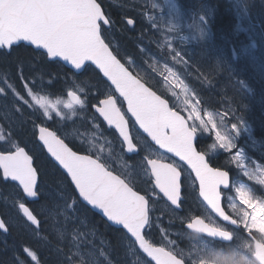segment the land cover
<instances>
[{"label":"snow or ice","instance_id":"snow-or-ice-1","mask_svg":"<svg viewBox=\"0 0 264 264\" xmlns=\"http://www.w3.org/2000/svg\"><path fill=\"white\" fill-rule=\"evenodd\" d=\"M102 5L103 0H0V50L10 55L16 47L32 49L29 60L18 61L16 77L21 89L7 80L0 86L2 106L10 109L5 123L0 124V178L15 182L18 191L14 203L30 231L39 236L44 231L42 225L49 227L56 243L55 264H88L81 250L90 249L94 241L82 231L86 227L82 209L98 210L110 226H118L116 231L132 245L133 254L142 252L149 258L144 264H205L203 256L197 254L212 252L210 242L185 251L176 240L157 245L150 238L158 219L152 214L155 201L165 199L176 213L183 210L191 195L189 189H193L200 203L219 220L206 223L199 215L177 216L186 229L225 242L223 249L232 250L233 256L247 254L249 264H264V194L244 185L233 187L232 173L226 167L214 166V158L200 148V133H209L214 134L219 147L232 152L234 143L220 128V117L225 120L229 113L205 114L207 101L198 98L199 93L179 73L165 66L172 78V95H177L174 89L179 87L184 97L183 109L170 106L169 99L135 71L130 54L123 55L113 46L117 23L127 30L135 27L137 20L125 15L117 21ZM139 15L143 17V11ZM147 19L158 33L160 26L154 15ZM171 58L185 70L195 68L173 48ZM25 65L29 73H25ZM49 65L59 67L45 82L37 73ZM60 70L67 99L41 94L53 87L54 81L61 82ZM90 70L100 76L96 84L80 79ZM195 71L196 81L211 82L198 68ZM78 110L90 113L95 129L106 125L114 130L119 155L113 147L105 154L102 146L91 141L84 146L78 130H70L75 120L55 130L49 126L54 118L65 121L77 117ZM130 119L138 129L137 136L131 132ZM239 123L231 124L237 134ZM21 132L35 137L62 170L54 188L46 190L38 158L26 145L21 146L17 136ZM232 158L244 167L240 151ZM117 161L119 170L114 166ZM244 176L264 190V169L245 171ZM27 200L40 202L39 210H32ZM0 231H10L5 216H0ZM73 248L77 251H71ZM20 251L40 264L31 246L22 245ZM16 261L27 264L19 254Z\"/></svg>","mask_w":264,"mask_h":264},{"label":"trees","instance_id":"trees-1","mask_svg":"<svg viewBox=\"0 0 264 264\" xmlns=\"http://www.w3.org/2000/svg\"><path fill=\"white\" fill-rule=\"evenodd\" d=\"M119 1L120 5L105 1L103 3L113 19L120 21L126 15L135 18L137 25L134 28L128 26L127 30H123L121 25L117 23L114 38L120 45L119 50L122 54L137 56L139 54L138 43H143L149 47L150 33L153 34V32L150 25L144 24L136 16L134 3L130 0ZM196 1L203 8L202 13L206 14L211 22L213 39L198 47L196 46L197 50L192 54L195 63L193 70L194 75H197L195 69L198 68L199 74L207 76L211 82L201 84L195 79H192V82H194L201 98L207 101L204 103L207 107L227 111L231 122H242L239 123L242 127L245 126L244 122H248L252 131L251 135L245 133L244 144L253 154L259 155L264 162V82L253 74L248 61L235 60L232 53L233 47L239 48L242 41H249L246 33L243 32L237 36L235 32V26L240 23L238 11L242 8L236 0ZM243 4L251 17L264 28L263 0H243ZM256 26L259 29L257 24ZM142 32L143 35H141ZM260 47L258 52L264 60V46L260 45ZM31 56L32 49L27 46L16 47L10 55L5 51H0V76L20 90L21 81L16 77L18 61H27ZM58 67L56 65L46 66L41 73H37V76L42 75L43 80L47 82L55 76ZM24 71L29 73L31 70L25 65ZM47 73H52V76L47 75ZM60 73L61 82L55 83L54 81V86L48 91L54 97L64 95L63 70H60ZM85 75L89 77L86 79L89 84H96L100 79L96 71L90 70ZM72 120L78 122L77 117H74L68 120L69 124L72 123ZM0 124L3 123L0 122ZM17 136L21 142L33 150L35 155L37 153L39 161L37 163L43 173V183L46 190L54 188L62 176V171L45 156L40 147H37L35 137L26 132L17 133ZM204 143L205 141H201V145ZM254 145L255 147L259 146L257 151H254ZM116 151H119L118 146H116ZM218 164H222L221 159H218ZM0 190L5 191V186L1 185ZM12 192L10 190L7 195L4 194L0 201L1 212L3 216L8 218L10 226V231L7 234L0 231V264H18L16 261L17 254L24 261H27V264H36L20 251L22 245L31 246L37 252L41 264H55L57 259L55 254L56 243L55 238L49 235V227L42 225L44 231L39 236H35L30 228L26 227V221L14 203L16 198L9 202L6 207L3 204L2 201L12 198ZM192 200L193 197L190 196L187 201L191 203ZM7 208H12L15 213H9ZM39 208L40 202H33L34 211L39 210ZM82 212V218L86 225L82 231L86 234L87 239L94 241L90 249H82L87 254L86 261H92L90 264H109V261L112 264H133V259H131L133 252L130 243L116 231L117 227L110 226L93 210L85 211L82 209ZM159 240L160 238L157 237L154 241L159 242ZM60 247L63 248V244ZM71 251H77V249L73 248Z\"/></svg>","mask_w":264,"mask_h":264},{"label":"rangeland","instance_id":"rangeland-1","mask_svg":"<svg viewBox=\"0 0 264 264\" xmlns=\"http://www.w3.org/2000/svg\"><path fill=\"white\" fill-rule=\"evenodd\" d=\"M144 5H146L147 10L145 13V17L149 15H154L155 17V23L158 24L160 27L158 29L159 33L164 35V41L170 44H172V47H174L175 42L177 41H199V40H206L210 37L209 30L207 29L206 25L201 22H196L194 20V16L192 14H187L181 7L178 6V4L174 0H141ZM140 1V2H141ZM155 3L157 7L153 9L152 5ZM201 6V5H200ZM148 22L151 23L147 19ZM147 54H142L141 59H133L135 61V67L138 70H141L143 73L148 72L156 80L160 81V85L162 90H165L166 93L170 96L172 100V104L176 106L177 109H183L184 108V97L183 94L180 92V88L176 87L174 90L177 92L176 96L172 95L173 89L169 87V80L172 78L168 75L166 71L167 68H171L173 71H176L179 73L181 79L184 80L186 84L189 85V87H192L184 75V72L181 71L178 66L174 62H169L157 54H154L152 52H146ZM181 54V52H178ZM244 55H249L250 60L252 61V64L255 66L256 71L264 77V63L261 60H258L257 54L254 51L253 47L251 46H245L244 52L242 53ZM132 59V58H131ZM190 70V68H189ZM165 77H168L166 80ZM0 86H5L4 82H0ZM193 88V87H192ZM0 105H3V102L0 101ZM209 110H204L205 114ZM186 114V113H185ZM214 114H217L214 112ZM221 114V113H219ZM10 115V109H8L6 106L0 107V120L5 121L6 116ZM219 118V117H218ZM220 128L222 132H226L227 135L231 138V140L234 143L235 148V136L236 132L231 128V124L227 121V119L223 120V117H220ZM71 130V129H70ZM209 134V133H206ZM213 137L214 145L213 149L226 151L224 148L219 147L216 144L215 136L214 134H210ZM91 142H96L100 144V141L96 138L95 135L92 136ZM87 142H89L87 140ZM242 153V161L241 163L244 165V167H240L237 163L236 165L241 168L242 172L248 171L250 173H256L259 170L264 169V166H262L259 162H256L252 160V158L249 157L248 153L245 150H240ZM233 157V156H232ZM239 185H244L246 187L255 188L247 181H241L239 182ZM256 191V190H255ZM164 203H158L156 202L154 209L156 212L161 213L163 211L162 207H164ZM162 241H165V239H162ZM84 252V251H83ZM85 256L87 255L84 252ZM89 254V253H88ZM232 255V253H231ZM224 257V254L217 253L214 257V263L215 264H227L229 262L221 260Z\"/></svg>","mask_w":264,"mask_h":264},{"label":"flooded vegetation","instance_id":"flooded-vegetation-1","mask_svg":"<svg viewBox=\"0 0 264 264\" xmlns=\"http://www.w3.org/2000/svg\"><path fill=\"white\" fill-rule=\"evenodd\" d=\"M213 158V157H212ZM230 168V172H231V166L229 167ZM217 221V220H216ZM226 245V244H225ZM245 259L240 261L242 262L243 264H249V260H250V257L247 256V254H243Z\"/></svg>","mask_w":264,"mask_h":264},{"label":"bare ground","instance_id":"bare-ground-1","mask_svg":"<svg viewBox=\"0 0 264 264\" xmlns=\"http://www.w3.org/2000/svg\"><path fill=\"white\" fill-rule=\"evenodd\" d=\"M197 82V81H196ZM218 157H220L221 159H225V156H223L222 154H220ZM201 210L204 212V210L201 208ZM4 233V232H3ZM7 234V233H6ZM155 242V241H154ZM156 244H160L161 240H159V242H155ZM232 253V252H231Z\"/></svg>","mask_w":264,"mask_h":264},{"label":"water","instance_id":"water-1","mask_svg":"<svg viewBox=\"0 0 264 264\" xmlns=\"http://www.w3.org/2000/svg\"><path fill=\"white\" fill-rule=\"evenodd\" d=\"M95 211L99 213V211H98V210H95ZM192 231H193V230H192Z\"/></svg>","mask_w":264,"mask_h":264}]
</instances>
